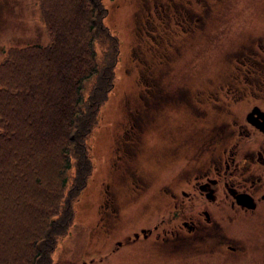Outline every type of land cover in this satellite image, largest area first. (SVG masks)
I'll list each match as a JSON object with an SVG mask.
<instances>
[{
	"label": "rangeland",
	"instance_id": "rangeland-1",
	"mask_svg": "<svg viewBox=\"0 0 264 264\" xmlns=\"http://www.w3.org/2000/svg\"><path fill=\"white\" fill-rule=\"evenodd\" d=\"M153 1L101 0L106 9L102 23L117 38L113 86L99 106L97 121L85 139L91 171L71 203L69 229L52 252V264H264V198H258L253 210L246 213L235 204L233 208H226L228 219L218 221L226 236L224 240L219 239L223 235H218L215 240L179 242L169 238L165 242L154 238L150 231L155 223L156 229L169 228L184 216L166 223L168 214L159 221L171 206L167 199L165 203L155 198L156 191L160 193L158 187L165 184L178 200L173 212L181 207L180 169L184 159L193 157L198 141L192 131L219 126L230 117L239 119V113L252 100V96L242 97L237 93L230 102L222 96L223 90H218L217 102L206 106L204 93L233 83L236 84L232 87L247 86L240 83L246 78L243 70L239 75L237 72L243 67L240 60L244 51L253 48L256 40H264V0H196L193 6L197 27L189 32H177L170 48L162 51L167 54V60L160 56L151 60L148 40L143 31L140 33L135 27L136 22L144 23L146 7ZM167 36L169 40L170 35ZM45 42L36 0H0V58L8 47L43 46ZM144 72L149 73L154 87L164 91L158 94L161 104L155 108L153 98L150 108L142 111L135 105L137 97L145 93L143 83L149 79L140 75ZM174 89V100L186 99L189 94L187 101L197 110H189L184 103L165 102L172 98ZM198 98L202 100L198 102ZM131 110L153 114L145 126L149 130L144 129L140 135L134 157L137 181L125 177L122 164L114 168L116 163L111 152L113 139L121 132L119 127L130 123ZM169 143L174 146L172 157L166 148ZM29 161L26 156L24 169L30 168ZM173 164H176V174ZM193 164L192 160L186 162V166ZM42 183L54 187L52 179L45 178ZM20 191L19 186L16 188L18 196ZM106 193L111 196L109 203L114 212L97 210ZM158 199L161 201L162 197ZM105 203L108 206V202ZM186 204L189 205L185 213H193L197 208L194 199ZM98 216L108 229L105 233L95 226ZM30 229L27 222L26 233ZM177 237L190 235L183 230ZM225 244L234 250L229 251Z\"/></svg>",
	"mask_w": 264,
	"mask_h": 264
},
{
	"label": "trees",
	"instance_id": "trees-1",
	"mask_svg": "<svg viewBox=\"0 0 264 264\" xmlns=\"http://www.w3.org/2000/svg\"><path fill=\"white\" fill-rule=\"evenodd\" d=\"M36 2L46 42L8 47L0 58V264H52L69 229L71 203L91 171L85 139L113 86L118 52L117 38L102 23L101 0ZM129 122L139 133V117ZM130 137V151L119 150L129 178L139 139Z\"/></svg>",
	"mask_w": 264,
	"mask_h": 264
},
{
	"label": "flooded vegetation",
	"instance_id": "flooded-vegetation-1",
	"mask_svg": "<svg viewBox=\"0 0 264 264\" xmlns=\"http://www.w3.org/2000/svg\"><path fill=\"white\" fill-rule=\"evenodd\" d=\"M196 2V0H154L150 7H146L147 14L146 12L145 14L147 18H144V23L136 22L135 27L140 33L143 31L142 34L148 40L147 51L151 60L153 57L157 58L158 56L167 60V54L162 51L170 48L171 40L177 32H189L197 27L196 9L193 6V4L196 5ZM167 34L170 35L169 40ZM240 64L243 67L238 70L237 75L243 70L246 78H243L242 82L239 79L238 81L247 86L242 88L232 87L233 84H236L233 83L232 86L205 91L204 95L207 98L204 102L206 106L210 102V105L216 103L218 90H223L222 96L229 98L230 102L233 101L232 97L237 93L242 97L252 96V100L239 113V119L230 117V119L222 121L219 126L218 124L212 125L205 131H201V129L192 131L198 140L194 155L190 159L183 160L180 177L177 174L179 177L178 182L182 184L178 191L181 207L178 208L177 212H173L178 200L174 199V192L168 186H164L165 184L158 187L160 193L156 191L157 197L155 198L156 201H165V203L167 199V203L171 206L170 211L161 216L159 221L168 214L169 217L166 223L180 217L182 214L184 216L169 228L160 226L159 229H156L157 223L153 224L151 230H149L154 238H160L165 242L169 238H174L179 242L215 240L218 235L224 233L220 229L218 221L228 219L229 213L226 208H233V204H235L242 212L246 213V211L253 210L258 198H264V107L262 106L264 104V40H256L253 43V48L248 47L242 54ZM140 75L149 77L148 72L140 73ZM152 85L153 82L149 77L148 87L144 88L145 93L139 96L137 93L139 100L135 107L141 108L142 111L144 110L142 109L143 102L147 106L145 109H148L150 103H153V98L155 108L161 104L158 103V101H161L158 94H161L164 89H157ZM172 92V98L170 97V100L165 102L184 103V106L189 110H197L195 105H190L187 101L189 94L186 99L178 98L174 100L173 95L176 90L174 89ZM199 95L202 94L199 93ZM201 100V98H198V102ZM207 100L209 101L207 102ZM139 112L131 110L130 117H134V115L139 117L140 123H142L140 132L138 133L137 128L131 123L120 126L121 132L116 136L119 138L116 154L112 153L113 158L116 157L114 168H119L122 164L121 170H123L125 177H127L125 167L129 165V162L124 155H119V150L129 152L132 144L127 139L138 134L139 139L135 146L134 156L130 160L134 171V157L140 145V135L144 129H147L145 126L153 117L151 113ZM120 139L121 142H119ZM173 147L171 143L166 146L170 157L175 155L171 150ZM190 160L194 164L186 166V162ZM165 167L166 162L163 161L164 170ZM175 167L176 164H173L172 169L176 174L178 171ZM129 179L137 181L135 174L134 177ZM140 186L141 189L143 185L140 184ZM105 192H108V190ZM106 194L107 197L103 198L99 208H103V211L109 209V211L114 212L110 204L111 196L109 193ZM159 197H162L161 201H159ZM191 199L195 200L197 208L193 213H185L189 205L186 202ZM170 200H172V203ZM105 202H108V206ZM101 220L100 218L99 224H95V226L104 229L102 232L105 233L108 229L103 226ZM183 230L190 237H177ZM219 239L224 240L226 236H220ZM225 246L229 251L234 250V247L229 244H225Z\"/></svg>",
	"mask_w": 264,
	"mask_h": 264
}]
</instances>
